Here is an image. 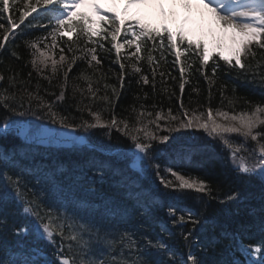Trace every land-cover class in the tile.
I'll return each mask as SVG.
<instances>
[{
	"label": "trees",
	"instance_id": "trees-1",
	"mask_svg": "<svg viewBox=\"0 0 264 264\" xmlns=\"http://www.w3.org/2000/svg\"><path fill=\"white\" fill-rule=\"evenodd\" d=\"M25 6L26 2L17 5L12 2L9 12L0 11V24L10 31L8 41L0 49V74L5 76V80L0 83L3 87H8V78L16 76L17 83L9 88V92H17L19 96L25 97L24 107L16 106L15 112L0 106V121L7 118L6 113H16L20 118L18 120L23 122L34 119L32 122L35 123L42 120L44 123L61 125L59 119L67 117L66 123L81 128L82 134L99 145L102 152L114 154L110 160L108 157L102 159V164L106 163L107 166L104 168L105 174L101 175L98 190L92 194L74 196L76 210L88 216L111 214L115 219L131 217L132 232L129 234L140 235L142 246L152 241L154 244H164L166 250V245L172 247L168 253L169 257L165 249L153 248L151 252L158 253L157 262L162 256L160 261L164 264H182L183 260L193 264V260L188 258L191 255L197 264H248L245 252L236 246L235 241L239 240L247 244L248 250L264 264V183L261 179L256 182L252 177H244L232 169L229 150L219 137L203 136L198 128L170 131L175 127V122H172L169 116L171 111L172 116L187 119L183 116L184 111L192 115L194 111L197 114L206 113L209 108L215 116L218 111L231 115L251 112L257 105L264 106V82L261 81L260 75L253 76V71L264 73V50L257 49L256 58L250 59L253 71L232 68L217 58L204 67L198 59V54L189 53L181 58L184 67V73L181 75V64L176 62L173 51L160 49L158 46L156 49L142 48L140 55L143 59L137 63L130 55L134 49L127 46L121 50L120 58H117L110 37L108 40L94 38L99 44H103V48L87 44L83 39L76 40L75 36L73 41L57 37L53 42L49 35L51 26L32 23L33 17H29L22 28L11 33L8 16L18 22ZM4 34V29L0 28V42ZM45 37L47 39H44ZM33 42L39 44L40 50L57 61L60 55L66 57L65 61L56 65L55 73L52 71L51 59L47 68L40 71L33 68L31 60L34 55H39L30 47ZM91 47L97 48L96 54L101 63H93L92 67H89L90 56L86 53ZM149 55L154 57L151 63L148 61ZM121 64H124V68H121ZM137 67L140 68L139 72L134 70ZM214 67L216 74L213 76ZM65 74L68 76L66 87ZM85 76L89 79L85 80ZM143 76H148V84L143 83ZM121 80L123 87L120 86ZM89 83L95 92V99L87 90ZM181 83H184L182 94ZM25 88L34 97L31 107L26 93L20 91ZM61 91L64 92L62 101L57 99ZM105 96L108 97L107 100L103 99ZM46 105H52V110L57 113L55 120L51 118ZM20 112L24 115H20ZM141 112L145 113L144 117H140ZM149 112L152 116L147 115ZM94 113H98L104 123H110L115 118L121 129L123 123L120 122H127L129 129L139 128L149 120H155L157 113H160L164 119L157 121L159 128L155 124H149L148 128L157 136H169V140L166 143L153 141L151 163L146 158L144 162L135 164L131 162L129 153L134 147L133 141L123 131H118L116 127H81L85 121L95 122ZM50 119L52 120L49 121ZM217 122L228 123L219 117ZM256 131L264 132V126ZM139 135L143 137V133ZM227 135L234 143L244 142V138L237 134ZM185 138L192 140L195 150L201 151L202 154H196L199 160H196L193 166L187 167L183 164L181 168L176 169L172 152L163 155L161 150L168 149ZM260 142L264 143V139ZM247 146L254 148L257 144L249 139ZM123 149L128 152L120 153ZM65 152L70 153V150ZM72 164L78 167V175L88 176L87 171L90 168L81 158H75ZM145 165L149 166L148 170ZM156 165H159L158 169ZM168 168L193 180L204 181L210 191H176L172 187H165L161 183V177L176 182L175 177L167 171ZM229 196H235V199L229 200ZM63 200L71 210H75L70 198ZM170 209H175V216L170 213ZM181 215L184 216L183 222H179ZM106 224H89L94 231L98 230V234L84 236L97 255L101 249L110 250L112 243L119 251V234L123 233V230L119 228L120 224H116L106 229L115 228V232L107 234L105 230L103 235ZM162 227L172 230L171 234L165 235L166 239L163 234L161 239L156 237ZM149 229L155 230L156 234ZM68 243L64 241L65 252ZM255 247H259L260 251L257 252Z\"/></svg>",
	"mask_w": 264,
	"mask_h": 264
},
{
	"label": "snow or ice",
	"instance_id": "snow-or-ice-1",
	"mask_svg": "<svg viewBox=\"0 0 264 264\" xmlns=\"http://www.w3.org/2000/svg\"><path fill=\"white\" fill-rule=\"evenodd\" d=\"M17 3L18 0H12ZM177 0H172L175 6ZM179 3L187 10L189 15H186L181 27L177 31H173L166 26V23H161L159 26L153 23L146 22L147 9H158L159 14L165 18L175 17V11L165 12L163 0H123V7H120L121 0H26L25 10L20 14L18 22L13 20L9 15L8 21L11 30L19 28L25 20L37 13L40 9L47 11L43 15H50L53 21V28L49 35L53 42L57 36L67 37L69 41L83 39L87 44H95L103 48V44H99L95 37H100L103 40L111 39L112 47L115 49L117 58L121 56V50L126 46L133 48L131 56L137 60L143 59L140 55L142 48L151 47L156 49H170L173 51L176 62L181 63V57L187 56L189 53L198 54V59L202 66L206 67L209 60L218 55L227 65L240 70L253 71L249 63L250 59H255L257 49L264 50V0H179ZM193 8L201 11V16L204 15V10L211 15L216 21L219 28V34L212 31L211 40L206 41L201 38H196L194 34L186 29V25L190 22L191 12ZM87 9V11H82ZM0 11L5 13L10 11V0H0ZM0 28L4 29L0 49L9 39L10 31L0 24ZM123 33L124 40L121 42L120 37ZM44 39H47L45 37ZM226 41L230 43L226 44ZM75 42V41H74ZM30 47L35 49L39 55H34L31 60L33 68L38 71L48 67V62L52 61V71L56 72V65L65 61L64 55L59 56V60L49 57L45 51L40 50L39 44L33 42ZM55 47V43H53ZM227 48V54L225 49ZM63 52V49H61ZM97 48L91 47L87 49L89 67H92L93 62L96 65L101 63L97 56ZM13 55H16L13 53ZM154 57L148 56V61L151 63ZM124 68V64H121ZM71 68H68L70 71ZM136 72L140 68L134 69ZM181 75L184 73L183 64H181ZM155 74V69H153ZM163 73H161L162 75ZM216 74L215 67L213 76ZM31 75V73H29ZM260 75L261 81L264 82V73H256L253 71V76ZM85 80L89 78L84 77ZM5 80V76L0 74V82ZM68 76L65 74V87L67 85ZM143 83L148 84V76L142 77ZM8 87H3L0 83V106L10 112L16 111V106L24 107L25 97L19 96L17 92H9V88L14 87L17 83L16 76L8 78ZM123 87V80H121ZM107 87V85L105 86ZM78 90V89H77ZM88 92L95 99V92L92 89L91 83L88 86ZM25 92L29 107L31 100L34 98L32 93ZM115 92V89H113ZM184 91V83L180 84L181 94ZM83 96V92L81 93ZM58 100L64 99V92L61 91ZM103 99L107 100L105 96ZM232 103V101H229ZM52 119L57 118V113L52 110V105H46ZM87 107V106H86ZM181 107L183 104L181 103ZM24 115L23 112L19 113ZM94 123L84 122L81 127L87 128H109L116 127L118 131H123L126 136L133 141L134 148L144 154L139 157L140 160H145L151 163L153 156L150 149H153V141L166 143L169 136H157L148 128L149 124H155L159 128L157 121L164 119V116L157 113L155 120H149L139 128L129 129L127 122L123 123V129L118 126V122L113 118L110 123L101 121L100 115L94 113ZM140 117H144L145 113L141 112ZM152 116V113H147ZM169 116L172 122H175V127L170 131H181L185 129L198 128L203 129L209 136L219 137L224 146L229 150V158L235 170L244 177H250L255 174L261 175L264 178V132H258L256 129L264 126V106L257 105L251 112H240L239 114H229L227 112L218 111L216 116L220 120L228 121V123H219L214 117L212 110L209 108L206 113L197 114L195 111L189 116L187 111H184L183 116L187 119H179L176 116ZM67 117H61L59 122L62 126L71 127L66 123ZM8 123L5 122L4 127L8 128ZM136 133V134H133ZM143 133V137L139 134ZM227 134H237L244 138L243 143H234L228 138ZM255 141L257 147L249 148L248 140ZM8 153L0 152V208L6 206L9 202L18 206L17 211L21 212L25 219L30 221V227L13 226L11 231L14 235L19 236L22 232H31L38 239H46L48 245L53 247L51 257L45 264H164L163 261L153 262L150 260L151 250L164 249L165 245L161 243H152L148 241L141 246V241L134 239V234H129L127 230L119 234V251L114 243L108 251L100 250L97 255L92 245L88 240L84 239L86 234L97 235L98 230L94 231L85 223H80V217L77 211L64 208L63 205L50 206L45 203L46 199H51V193L48 189L41 192L34 191L29 187L30 181L24 170L15 175L9 174L6 169L11 164ZM157 169L159 165H156ZM167 171L171 176L175 177V183L171 180H165L161 177V183L165 187H172L176 191L185 189L195 190L196 192L210 191L207 184L201 180H193L189 177L173 171L168 168ZM229 200L235 199V196H229ZM170 213L175 216V209H170ZM184 221V216L179 217V222ZM199 221H193L198 223ZM0 229L7 231L9 229V217L0 212ZM115 228L106 230L107 234L115 232ZM64 241H68L67 252L64 249ZM257 252L259 247H255ZM193 260V264H197L194 257L189 256ZM0 264H6L4 259H0ZM10 264H20L19 261L12 260ZM24 264H36L33 261H25ZM171 264V262H169ZM202 264V262H200Z\"/></svg>",
	"mask_w": 264,
	"mask_h": 264
},
{
	"label": "rangeland",
	"instance_id": "rangeland-1",
	"mask_svg": "<svg viewBox=\"0 0 264 264\" xmlns=\"http://www.w3.org/2000/svg\"><path fill=\"white\" fill-rule=\"evenodd\" d=\"M146 15H148V16H153L154 19H157V17H160V22H164V23H166V24L174 25L172 19H170L169 17L165 18V17L161 16V15L159 14V10H158V9H152L151 11L146 12ZM168 19L170 20L169 23H167ZM210 32H212V31H211V28L209 27V29H208V34H209ZM216 33L219 34V32H216ZM209 36H211V35L209 34ZM228 43H230V41H226V44H228ZM225 54H227V48L225 49Z\"/></svg>",
	"mask_w": 264,
	"mask_h": 264
},
{
	"label": "water",
	"instance_id": "water-1",
	"mask_svg": "<svg viewBox=\"0 0 264 264\" xmlns=\"http://www.w3.org/2000/svg\"><path fill=\"white\" fill-rule=\"evenodd\" d=\"M48 130H49V129H47L46 131H48ZM26 131H27V129L24 130V131L21 130V131L19 132V134H20V135H24V132L26 133ZM56 132H57V130L54 128V129L48 131V133H47V134H44L43 136H44V137H49V136H51V135H55ZM62 137L64 138L65 142L67 141V143H66L67 146H72V139H71V137L67 134V131H65V130L62 131Z\"/></svg>",
	"mask_w": 264,
	"mask_h": 264
},
{
	"label": "bare ground",
	"instance_id": "bare-ground-1",
	"mask_svg": "<svg viewBox=\"0 0 264 264\" xmlns=\"http://www.w3.org/2000/svg\"><path fill=\"white\" fill-rule=\"evenodd\" d=\"M163 3H164V5H165V7H166V9H167V11L170 13V12H172L173 11V9L175 8L174 6H173V4H172V0H163ZM182 7V5L181 4H178V7ZM185 9V8H184ZM186 10V9H185ZM171 17V16H170Z\"/></svg>",
	"mask_w": 264,
	"mask_h": 264
}]
</instances>
